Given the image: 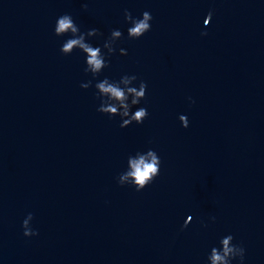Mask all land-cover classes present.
Returning <instances> with one entry per match:
<instances>
[{
    "label": "water",
    "instance_id": "1",
    "mask_svg": "<svg viewBox=\"0 0 264 264\" xmlns=\"http://www.w3.org/2000/svg\"><path fill=\"white\" fill-rule=\"evenodd\" d=\"M125 9L150 31L129 38ZM65 13L94 46L123 33L95 79L60 52ZM125 74L149 115L121 128L94 85ZM150 148L160 174L120 185ZM228 234L264 264V0H0V264H208Z\"/></svg>",
    "mask_w": 264,
    "mask_h": 264
},
{
    "label": "clouds",
    "instance_id": "2",
    "mask_svg": "<svg viewBox=\"0 0 264 264\" xmlns=\"http://www.w3.org/2000/svg\"><path fill=\"white\" fill-rule=\"evenodd\" d=\"M83 7L87 8V4H84ZM211 17L212 12L210 11L204 20V25L209 24ZM124 19L131 25L127 29L129 38H139L151 29L152 15L149 11H144L142 17L137 18L125 9ZM66 33L71 35L62 43L60 52L70 55L74 49H79L85 55L84 72L91 73L93 79L109 66L110 61L106 57H110L116 51V42L123 36L119 29H113L102 45L94 46L87 38L102 36L103 33L97 28L82 32L72 16L67 13L59 16L54 26L56 36H63ZM201 35H207V33L202 32ZM104 49L107 51L105 52ZM119 52L121 55H127V50L124 48H120ZM136 80L137 76L134 74H125L119 80H112L105 76L103 79L97 80L94 85L97 90L96 95L100 99L97 111L107 114L110 118L119 116L121 128L129 126L133 122L142 124L149 115L147 108L142 106L132 111L133 106L139 105L145 98L147 90V83L143 80L139 81L138 87L134 86L133 82ZM92 83L93 81L89 80L82 83L81 87L88 88L92 86ZM178 118L183 127H188L189 120L186 115L181 114ZM160 165L161 159L154 149L150 148L146 152L137 151L135 155H129L127 169L118 176V183L131 185L139 192L160 174ZM32 219L33 214L28 213L22 222L25 236L38 235V231L30 225ZM213 219L215 218L213 217ZM191 220L192 217L188 216L181 227H186ZM233 239L232 234L223 236L219 241L220 247L211 248L207 257L208 264H231L232 260L236 258H239L243 264L245 249L239 244H234Z\"/></svg>",
    "mask_w": 264,
    "mask_h": 264
}]
</instances>
